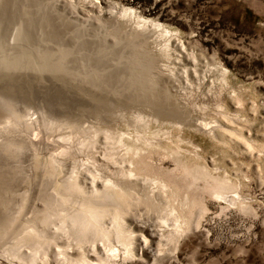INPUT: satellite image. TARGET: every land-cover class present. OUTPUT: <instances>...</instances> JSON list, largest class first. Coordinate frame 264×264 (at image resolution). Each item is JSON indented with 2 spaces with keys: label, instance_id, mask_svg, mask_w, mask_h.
Segmentation results:
<instances>
[{
  "label": "rangeland",
  "instance_id": "374dc122",
  "mask_svg": "<svg viewBox=\"0 0 264 264\" xmlns=\"http://www.w3.org/2000/svg\"><path fill=\"white\" fill-rule=\"evenodd\" d=\"M8 124L0 264H264V0H0ZM122 170L156 200L134 202L124 237L109 213V239L73 261L13 254L57 232L65 247L66 216L101 199L92 175L103 191Z\"/></svg>",
  "mask_w": 264,
  "mask_h": 264
},
{
  "label": "bare ground",
  "instance_id": "6f19581e",
  "mask_svg": "<svg viewBox=\"0 0 264 264\" xmlns=\"http://www.w3.org/2000/svg\"><path fill=\"white\" fill-rule=\"evenodd\" d=\"M17 115H14V117L17 116ZM20 119H21V117H20ZM17 123H16V125H17ZM21 123H22V120H21ZM8 125L9 126H1L0 127V140H1V137L3 138V136H4L3 135L4 134L3 133L4 130L9 129V131H10L13 128V127H11L12 124H8ZM27 127H29V126H27ZM14 128H15V126H14ZM8 134H10V133H8ZM4 144H5V142H4ZM119 175H120V178H118V179L115 178V177L108 178V180L105 181L104 185H105L106 188L104 187L103 191L99 190L97 188V186H96L97 180H99V179L102 180L103 177L97 176V175H92V178H93L92 179V182H93V187L92 188L93 189H92V192H91V194H92V198L91 199H93L94 196H96L98 198L100 197L101 199L95 201V200H90V199L88 200V198H84L83 199L84 203H83L81 211H75V213H71V214H68V215L66 214L67 215L66 216L67 220H65L66 222L64 221V223L61 226L58 227V231L63 232L64 236H66L65 238L68 240V243L66 244L65 247L64 246H60L58 244L57 240L62 238L63 236L59 235V232L56 231L57 233H55L56 235L53 238L50 237L44 243H39V245H37L35 247H34V245H32V248L30 249V252L26 255L25 258L23 257V255H24L23 252H19L20 250L16 251V250H18V248L15 251H13V254L16 257L22 258L24 260L31 261V262H36L37 260H40V259H44V258L46 259L48 257V255H49V249L51 248V245L54 244L58 248L57 256L63 255L66 260L73 261V258L70 259L69 253L67 252L68 248H71L73 246V244L75 246H77V245H80V243L93 241V240H91L90 235L92 233H94V232H97L103 238H108L109 239V237L111 236V232L106 230L104 228V226H102L100 224V221L102 220V218L104 220V218L109 213L111 215H113V217H115V219H116V217L118 218L117 219V224L115 226L116 227V235L117 236L121 235V237H124V235L126 234V229L124 227L125 215L128 213L130 207L133 206L134 202L137 201V202H142V203L143 202L151 203V202H154L156 200H154L152 197H150V195H148V196L145 195L144 197H142V199L141 198L137 199L136 197H133V195L130 196L131 195L130 191H131V189H133V184L135 185V182L132 181L131 178H135L136 174H134V172H132V171H128L127 172V171L122 170V171H120ZM68 179H69L68 184H70L69 185L70 188H72V187H75L76 189L78 188L80 191H82L84 194H86V192H84L83 189H81L80 180H79L80 178L75 175V172H73L72 176H70V178H68ZM128 182H130V183H128ZM129 184H131V185H129ZM57 188H59V187H57ZM157 188L160 191H163L165 193L167 192L166 189H165L166 188L165 184L161 183V185H159ZM65 191H66V189H65ZM57 192H58V190H57ZM76 193H77V191H76ZM54 200H56V199H54ZM58 203H60V202H57V204ZM78 205H81V204H78ZM168 208H169V206H168ZM167 214L171 215V216H174V210L171 209V208L168 209ZM43 216H45V214ZM48 217L50 219V216H48ZM169 220L168 219H166V220L162 219V224L166 225V227L169 226V224H168ZM176 221H178V220H176ZM44 222H46V220ZM180 224H181V222H179V226H177V228H182V226H180ZM54 227H56V226H54ZM34 231H36V230H34ZM31 233H33V232H31ZM34 234L37 235L38 233L36 234V232H34ZM128 238H129V236H128ZM70 239H71V242H70ZM17 240H19V239L17 238ZM19 245H21V244H19ZM94 246H95V244H94ZM25 248L27 249L28 246L25 247ZM129 252H131V250ZM85 260H86L85 258L81 259L80 261L77 260V263L84 264Z\"/></svg>",
  "mask_w": 264,
  "mask_h": 264
}]
</instances>
